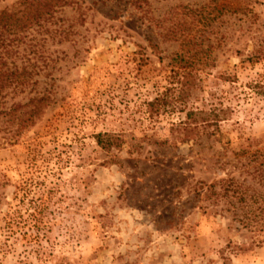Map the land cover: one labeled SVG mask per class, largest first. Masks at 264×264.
Here are the masks:
<instances>
[{"label": "rangeland", "instance_id": "rangeland-1", "mask_svg": "<svg viewBox=\"0 0 264 264\" xmlns=\"http://www.w3.org/2000/svg\"><path fill=\"white\" fill-rule=\"evenodd\" d=\"M68 1L41 26L0 27V110L51 98L15 140L25 108L12 123L0 114V264H264V228L243 226L239 203L208 188L234 177L262 190L264 158L252 154L264 152V97L248 84L264 77V57L246 58L264 50V0H229L248 12L214 11L223 0ZM184 36L212 57L185 108L207 107L209 94L232 108L214 132L185 135V112L170 106L146 111L173 94ZM99 132L120 145L102 148ZM19 183L54 188L39 242L1 231Z\"/></svg>", "mask_w": 264, "mask_h": 264}, {"label": "trees", "instance_id": "trees-1", "mask_svg": "<svg viewBox=\"0 0 264 264\" xmlns=\"http://www.w3.org/2000/svg\"><path fill=\"white\" fill-rule=\"evenodd\" d=\"M215 2L218 0H214ZM217 9L226 10L227 12H248L246 4H239L223 0ZM68 0H22L20 5L23 7L17 10H0V27H5L10 31H23L34 25L41 26V24L52 18L54 11L66 4ZM214 20L215 17H211ZM204 22V24H208ZM181 51L171 57L176 65L174 74L177 76L176 85L167 88L173 92L169 94L159 95L146 102V111L149 114H159L160 110L177 109L184 111L185 116L177 124L185 135L196 134L199 135L201 131H208L213 128V132L218 128L219 123L225 120L231 113V106L223 105V101L214 94H209V102L207 107L185 108L188 100L201 89V78L198 75V68L202 65H209L211 62V55L208 49H202L200 43L191 42L188 36L181 38ZM264 57V50L256 49L246 58L248 61H257ZM223 81H235L234 75L221 76ZM19 84L24 85V80H20ZM249 87L257 95L264 97V77L258 75L249 84ZM1 88V85H0ZM50 95L42 93L30 97L25 103L10 107L8 110H0L1 113L9 115V122L15 120V112L18 107L25 108L24 117L19 118V123L11 134L10 139H14L20 134L22 128L29 126L35 117H37L42 109L47 106L50 101ZM216 100V101H215ZM218 100V101H217ZM222 101V102H221ZM212 132V133H213ZM15 140V139H14ZM96 143L102 148L109 149L120 145L119 138L116 135L107 132H99L96 134ZM253 157H263L264 152L254 151ZM259 185L262 190H253L250 186H245L243 182L236 180L234 177L220 178L217 181L211 182L208 185L210 195L216 198L225 196L227 198L235 199L238 206H233L234 210L231 212L234 219L240 222L248 229L264 228V164L263 162L256 167ZM35 183H38L36 181ZM41 184V183H38ZM217 187L219 189H217ZM53 187L47 189L38 187L36 190L27 188L23 183L14 186L13 204L7 205V210L3 213L2 233L5 239L9 237H16L20 235L26 239V242H39L45 235L44 229L47 227L48 220H46L48 205L51 202V192ZM20 193V194H19ZM256 205L255 207L253 206ZM241 205V206H240ZM239 209V210H236ZM16 235V236H15ZM7 241V240H5Z\"/></svg>", "mask_w": 264, "mask_h": 264}]
</instances>
